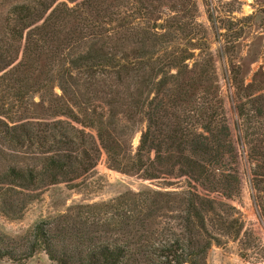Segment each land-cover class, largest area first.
<instances>
[{"label": "rangeland", "instance_id": "374dc122", "mask_svg": "<svg viewBox=\"0 0 264 264\" xmlns=\"http://www.w3.org/2000/svg\"><path fill=\"white\" fill-rule=\"evenodd\" d=\"M20 1L33 0H0V48L17 51L2 68L0 54V181L15 167L38 182L0 193V264H89L103 244L128 249L125 264H146L142 250L176 238L185 264H264V0H44L28 49L6 22ZM170 52L185 58L161 73ZM149 65L153 72L141 68ZM190 70L216 86L229 132L227 177L214 192L175 168L157 172L150 150L137 154L142 103L155 94L148 74L171 93ZM67 121L99 156L51 183L52 155L74 164L61 143L66 128L73 137ZM191 198L201 222L185 207ZM40 222L47 240L34 235Z\"/></svg>", "mask_w": 264, "mask_h": 264}, {"label": "trees", "instance_id": "16d2710c", "mask_svg": "<svg viewBox=\"0 0 264 264\" xmlns=\"http://www.w3.org/2000/svg\"><path fill=\"white\" fill-rule=\"evenodd\" d=\"M49 7L50 3L44 0L20 1L10 5L7 15L12 17L6 18L7 24L11 25L9 31L14 32L18 42L25 33V37H23L25 39V47L23 46L25 49H28L29 45L33 43V31L37 30L40 25L42 27L44 14ZM38 23H40L39 26H37ZM0 54L2 68L13 62L12 58H15L17 51L12 57L10 44H1ZM183 58L185 57L180 58L181 61L179 63V58L175 53H168L162 59L163 61L157 62V64L161 65L159 72L162 73L164 68H170L171 66L179 68L184 60ZM134 61L138 63L139 60L134 58ZM118 68L119 65H113V61L110 63L111 71L114 69L113 72H117V76L120 71ZM141 68L153 72L151 65L147 68ZM201 72L202 70L199 73L190 70L187 81L178 82L176 85L171 86V93L167 92L162 80L155 81L153 73L152 75L148 74L147 82L150 84V88H154L155 94L148 101L142 103L145 106L142 111L145 118V126L140 134L137 154L140 155L150 150L153 155L151 160L149 158V163L157 172L165 173L166 170L175 168L181 175L195 182L197 186L214 192L217 191L219 183L223 182L227 177L222 170L227 155L231 156L232 153L222 100L212 81L209 79L205 81L200 78ZM239 89L238 87L237 90ZM176 100L182 101L178 108ZM135 106L139 108L141 102ZM132 114H135V112ZM71 119L75 122L78 121L76 117ZM73 121L66 122L73 137H68L66 128L64 132L62 131V134L67 136V139L61 143L71 152L66 157L74 161V164L60 163L58 160L59 156L52 155L50 157L51 164L48 182H55L60 177V174H65L66 172L77 175L85 172L98 159L99 149L95 146V141H93L94 146L92 143L88 148H85L84 138L87 134L72 123ZM19 126L24 130L23 124ZM24 132H27V130H24ZM74 138L79 139L80 142ZM96 142L110 154L111 150L105 144L100 129H97ZM90 151L93 153H90ZM80 156L82 157L79 158ZM5 175L9 179L0 181L1 194L4 193L2 191L10 190L11 188L32 190L38 182L32 170L23 171L10 167ZM147 176L155 175L148 174ZM188 193L191 194V191L188 190ZM191 199L186 201L185 207L188 211L195 212V217L201 222L200 210L202 209L196 206L193 198ZM17 202L13 198L11 208ZM34 235L37 239L45 238L47 240L44 222L35 225ZM203 246L206 247L207 243ZM127 252L128 249L119 244H103L97 250L91 252L89 264H125L124 260L126 261L128 257ZM141 255L144 257L146 264H185L189 258L187 247H185L184 241L180 238L164 240L148 251L147 249L142 250ZM50 256L52 258V255Z\"/></svg>", "mask_w": 264, "mask_h": 264}]
</instances>
